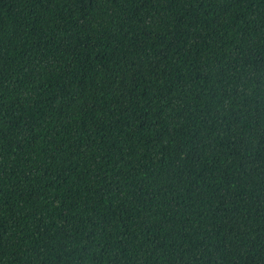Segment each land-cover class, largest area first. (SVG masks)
Segmentation results:
<instances>
[{"label":"trees","instance_id":"16d2710c","mask_svg":"<svg viewBox=\"0 0 264 264\" xmlns=\"http://www.w3.org/2000/svg\"><path fill=\"white\" fill-rule=\"evenodd\" d=\"M0 264H264V0H0Z\"/></svg>","mask_w":264,"mask_h":264}]
</instances>
